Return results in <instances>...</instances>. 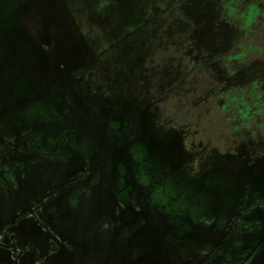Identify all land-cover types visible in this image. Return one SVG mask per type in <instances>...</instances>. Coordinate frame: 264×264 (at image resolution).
<instances>
[{
    "label": "rangeland",
    "instance_id": "rangeland-1",
    "mask_svg": "<svg viewBox=\"0 0 264 264\" xmlns=\"http://www.w3.org/2000/svg\"><path fill=\"white\" fill-rule=\"evenodd\" d=\"M260 1L262 6L233 0L229 15L222 7L228 0H0L1 163L17 160L16 135L31 130L18 139L40 136L39 147L53 148L60 158L72 154L67 163L62 158L21 160L7 169L18 205L0 183L4 199L14 207L0 223L13 220L14 212L29 219L18 229L23 247L40 249L38 255H23L20 237H11L5 225L0 264H111L112 256L102 254L110 253L108 244L115 237L125 255H119L118 264H199L197 259L206 260L204 254L225 229L227 239L219 250L233 245V251L215 264H264ZM222 14L238 20V29L228 25L223 33ZM232 39L237 45L226 47L224 42ZM53 81L55 92H49ZM150 84L155 86L146 91ZM140 98L143 105L136 108ZM207 149L218 163V184L195 176L198 164L192 173L185 171V160L204 161ZM121 166L122 184L114 176ZM73 172L81 175L74 193L50 202L57 193L53 185ZM123 182L138 189L140 202L149 199L156 205L158 192H168L175 199L172 208L188 209L174 214L180 224L167 225L155 209L137 220L116 189ZM43 189L48 193L41 196ZM48 219L69 235L74 249L89 245L80 256L74 253L78 259L43 252L39 235H52ZM55 234L72 247L62 233Z\"/></svg>",
    "mask_w": 264,
    "mask_h": 264
},
{
    "label": "flooded vegetation",
    "instance_id": "flooded-vegetation-1",
    "mask_svg": "<svg viewBox=\"0 0 264 264\" xmlns=\"http://www.w3.org/2000/svg\"><path fill=\"white\" fill-rule=\"evenodd\" d=\"M187 1V0H186ZM233 1V0H232ZM253 1V0H252ZM256 2L258 1V4L260 5V6H262L263 4V1L261 2L260 0H255ZM185 1H183V3H184ZM232 3V2H231ZM256 4L254 3V4H252V6H255ZM184 7H185V4L183 5ZM183 7V8H184ZM223 7V9H224V12L226 11L227 13H229L230 12V9H231V7H230V5H228L227 7H229V8H227L225 5H223L222 6ZM187 10V14H190L191 12L189 11V9L187 8L186 9ZM223 12V13H224ZM225 12V13H226ZM184 13H185V10H184ZM226 13V14H227ZM223 15V14H222ZM222 15H220L219 17H221ZM175 20V19H174ZM221 20V21H220ZM220 23H221V25H224V28H223V30H222V32L224 33V30H225V32H226V27H228V25H229V22L227 21V19L224 17V16H222V18H220ZM219 21H218V23H219ZM187 25V24H186ZM169 29H171V27H168ZM227 29H229V28H227ZM231 30H233L232 28H230V31ZM242 32H246V30L245 29H243L242 30ZM237 40V39H236ZM237 42L238 41H233V39L232 40H230V41H228V42H224V44H225V46L226 47H234L236 44H237ZM257 75V77L259 76V74H256ZM54 83H52L53 85H52V88L50 89V87L48 86L47 88H46V90H48L49 92L51 91V90H53L54 89V84H55V81H53ZM156 83H158V82H156ZM155 86V84H150L149 86H148V88H147V90L146 91H149L150 90V88L151 87H154ZM56 89V88H55ZM55 89H54V92H55ZM45 90V91H46ZM54 92H52V93H50V94H52L53 96H54ZM56 93H57V95L60 97V95H59V93H58V91H56ZM54 98H55V96H54ZM61 98V97H60ZM63 100V99H62ZM138 100H140V101H138ZM137 100V102H136V108H138V106L139 105H143L142 104V99L140 98V99H138ZM62 103V102H61ZM32 106V105H31ZM31 106H29V107H31ZM59 108V107H58ZM31 109H33V108H31ZM60 109V108H59ZM75 128V127H74ZM15 130H17V129H15ZM32 131V130H31ZM31 131H29V132H27V133H25V134H22V133H17V135H16V139H15V144H16V147H14V148H16V151H15V153L19 156V157H17L14 153H12L11 154V157H17L16 159L17 160H13V158L11 159V162H9L10 160H7V161H3V163H1V157H2V155L0 154V169L2 168V165L3 164H5V165H3V167H4V170H0V183L1 184H3L5 187H7L8 189H9V191H8V193L10 194V198H11V202L13 203V205H18V204H14V202L12 201V196H11V193H12V191H11V189H12V183H11V181L9 180V178H8V173L9 172H7L8 170V168H9V166L11 167L12 165H13V163H17V162H19V161H21V160H29V161H31V160H40V161H44V160H54V159H56V158H59V160L60 161H62V162H66L67 163V161H70V158L72 157V154L69 152V154H64V153H62V155L60 154V156H61V158L59 157V153H56V152H54L53 151V148H42V147H39V143H40V136H34V137H32V138H28V137H26L24 140H20V139H18V134L19 135H28ZM62 133V132H61ZM21 137V136H20ZM139 139V138H138ZM135 143L138 141L137 139H134L133 140ZM133 141L131 142V144H129L128 146H127V149H129V147H130V145H132L133 144ZM208 146H206V148H207ZM37 151H38V153H37ZM211 152V151H210ZM206 153H208V154H206ZM74 154H76V153H74ZM186 154H187V152H186ZM204 154H205V158H204V161H196L195 160V157H190L189 156V158H187L185 161L187 162V164H186V162H185V164H184V166L187 168H185V171H187L188 170V172H190V173H192L193 171L191 170L192 169V167H194V166H196L197 164H198V172H195V176H197V177H200V178H203V182H207V178H213L214 179V181H215V183L217 182V184H218V178H221V174L220 173H216V170L217 169H214V167H217L218 166V163H216V162H214L213 160H212V158H211V153H209L208 152V149L207 150H205V152H204ZM230 154V153H229ZM125 156L127 155V153L125 152V154H124ZM124 155H119V156H122V157H124ZM247 155V154H246ZM78 157H76V159H77ZM113 159H118V155L116 156V157H114ZM113 159H111V160H113ZM78 160V159H77ZM107 160H109V161H111L110 159H107ZM219 160H221V161H223V159L222 158H220ZM75 161V160H74ZM247 159H245L244 161H243V163H241L240 165L241 166H243V165H245L246 163H247ZM222 165V163L220 164V166ZM234 165H236V166H238V162H235L234 163ZM80 166V165H79ZM79 166L77 167V168H79ZM122 167L123 166H121V168H115L114 169V176L117 178V180H120L121 179V173L123 174V172H122ZM125 167H128L127 165H125ZM201 167H203L204 168V170H205V173L203 172V171H201ZM189 168V169H188ZM9 169H11V168H9ZM10 171V170H9ZM74 172H75V170H74ZM73 172V174H71V175H69L68 177L69 178H67V179H65V180H63L62 182H61V184L59 183V184H56V185H53L54 186V188H56L57 189V193L55 194V196H51L50 198H49V201L51 202V201H54V200H56V199H59V198H62V197H64L65 195H69V194H71L72 192L74 193V186H75V184H77L79 181H77V180H75L76 178H78V176H81V175H79V174H77V173H74ZM186 174H187V172H185ZM189 173V174H190ZM75 174H77V175H75ZM75 175V176H74ZM240 179V178H239ZM131 180V179H130ZM122 181H123V179H122ZM122 181L120 180V182H121V184H122ZM245 181L246 180H243L241 183L242 184H245ZM85 182V181H84ZM131 186H127V184H124V182H123V185L121 186H119V188H117L116 187V189H117V191H119V193L122 195V201H124V205L126 206V208H127V210H133V211H135L136 212V215H137V220H139L141 217H143V215H144V213H145V211H148V210H150V209H155L156 211H158L159 210V213H160V215H161V217H162V219H163V221L167 224V222H168V224L167 225H169V223H170V225L171 226H174V225H176L177 223L178 224H180V222H179V220H175L174 219V214L176 213V214H179V212H180V208H172L171 206H174L173 204H175V202H174V200L175 199H173V197L171 196V198H169V193L168 192H164V194L166 195H164L163 194V191L161 192V194L158 192V195H156V199L157 200H159V201H157V202H155L154 200V202H155V204L156 205H154V203L152 202V201H149V199H147L145 202H140L139 201V199H137V197H138V195H137V191H138V189L137 188H135L134 186H132V184H130ZM46 186V185H45ZM45 186H44V188H45ZM217 186V185H216ZM40 187V186H39ZM242 187V189L244 188H246V189H249L248 187H245L244 185L243 186H241ZM86 189L88 190V188L86 187ZM79 191H77V193H78ZM48 193V191H46L45 189H43V192H41V196L42 195H46ZM139 193V192H138ZM91 193H89V194H87V195H90ZM75 195V197H76V194H74ZM159 196L162 198V200L160 201V199H159ZM163 197H164V199H163ZM26 200V198H22V201H25ZM28 202V201H27ZM13 205H11V208L9 207V205L7 204V202H6V200L4 199V197H3V195H2V187L0 186V219L2 220V221H4V220H6L7 219V217H10L11 216V209L14 211V207H13ZM20 205V204H19ZM176 205V204H175ZM178 205V204H177ZM24 208H27L28 207V204H25L24 206H23ZM181 209H185V208H181ZM2 210V211H1ZM185 210H188V209H185ZM195 210L197 211V208L195 207ZM198 212V211H197ZM188 215L191 217V215H192V210L190 211V212H188ZM91 217H92V219L94 220V219H96L95 217H97L96 216V211L93 213V215H91ZM171 218H172V223H171ZM51 219V218H50ZM216 219H217V214H216ZM216 219H215V221H216ZM27 221H29V219H25V220H23L22 219V217L21 216H16V214H15V212H14V217H13V220H11V221H7V222H4L3 224H1L0 223V229L2 230L3 229V227L6 225L7 227H10L11 228V230L10 231H12L11 233H10V235H11V237H13V235H15V233H17V235L20 237V243H21V246H22V249L24 250V254L23 255H25V256H34V255H38V254H35V251H37L36 249H40V246H38L37 248H35V247H31V249H24V247H23V245H24V243H23V240H25L24 238H22L21 237V235H20V231H18V229L20 228V226L24 223V222H27ZM95 221V220H94ZM186 221H187V218H185V220H184V222L186 223ZM48 222H49V224L48 225H50L51 227H53V229H51V233H52V235L50 236V235H46V234H40L39 235V238H40V240L42 241V244H41V247H42V249H43V252L44 251H52V255H55V256H58V255H60V254H65V255H67V256H69L70 258L72 257H74V253L75 252H77L78 251V254H79V256L81 255V249H82V247H87V246H89V245H78L77 246V248L76 249H74V241L73 240H71L70 239V237H69V235L64 231V232H61V230H59L58 228H56V227H54V225H53V223L48 219ZM99 222L101 223V226H102V222H101V219L99 218ZM202 222H204V221H202ZM31 223V222H30ZM215 223V222H214ZM231 223V222H230ZM32 224V223H31ZM106 227H108V225L106 226ZM213 229V225L212 226H210V230H212ZM168 230V229H167ZM228 230V229H227ZM227 230L225 229V230H221V234L219 235L220 236V238L219 239H216V240H213V247L212 248H210L205 254H204V256H205V261H203V258H201V259H197L196 257V259L198 260V262H199V264H215V262H217L216 261V259L217 258H219V257H222V256H224L225 254H226V252H230L231 250L233 251V245H232V249H229L227 246H225V247H223V248H221L220 250H219V248L222 246V244H223V240H225V239H227ZM55 233H57V234H59V233H62L63 234V236H64V239L66 240V242H68L70 245H72V247H69L68 246V244L66 245L65 244V246L59 241V237L55 234ZM33 234H34V236H35V233L33 232ZM11 237H6L7 239L8 238H11ZM107 237H112V235L110 234V233H107ZM35 238L36 239H38L39 240V238L38 237H36L35 236ZM191 239V238H190ZM116 240V241H115ZM115 240H113V238H110V244H108V251H110V253H107V252H104L103 254H102V257L103 258H105V257H109V255H111L112 257H109V262L111 263V264H118L119 263V255H121V254H123V256H124V258H125V255H124V251L122 250V246H121V244H120V242L118 241L119 239L118 238H116L115 237ZM185 240V239H184ZM238 240L240 241L241 239L240 238H238ZM119 243V244H118ZM54 244H57V247L54 245ZM238 244V243H237ZM30 245H32V244H30ZM33 246V245H32ZM117 246L119 247V249H117L118 250V253H115L114 254V249L115 248H117ZM113 247H115L114 249H113ZM257 247V245H255L254 246V248H256ZM34 248V249H33ZM185 248H186V246H185ZM136 250V249H135ZM0 251H5V250H3V249H0ZM245 251H247V252H249L250 251V249L249 250H245ZM95 252H96V250H95ZM193 252H195V254L196 255H200V253L199 252H197V251H192V252H189V253H193ZM97 253V252H96ZM249 253H251V252H249ZM29 254H31V255H29ZM184 254H188V252H186V251H184ZM237 254V253H236ZM39 255H41V253L39 254ZM214 255V256H213ZM59 257V256H58ZM97 257L99 258V259H101V257L99 256V252L97 253ZM212 257H214V259H213V261H211V259H212ZM74 258H79V257H74ZM111 258V259H110ZM187 258H190V257H187ZM194 258V257H193ZM134 260H132V262H133ZM189 262H191V258L188 260ZM99 262H101V263H104L105 261L104 260H99ZM131 262V261H130ZM187 264H190V263H187ZM235 264H237V262L235 263Z\"/></svg>",
    "mask_w": 264,
    "mask_h": 264
},
{
    "label": "trees",
    "instance_id": "trees-1",
    "mask_svg": "<svg viewBox=\"0 0 264 264\" xmlns=\"http://www.w3.org/2000/svg\"><path fill=\"white\" fill-rule=\"evenodd\" d=\"M223 1H226V0H222V2ZM231 2H232V0H228V3L226 2V4H224L226 7L228 6V5H231ZM231 7V6H230ZM227 8H229V7H227ZM229 14V13H228ZM230 15V14H229ZM225 18H226V15H223ZM219 18H222V16L221 17H219ZM227 19V18H226ZM228 21V20H227ZM229 22V26H234L235 27V29H238L236 26L238 25V20H236V21H234V22H231V21H228ZM231 28V27H230ZM244 29V28H243ZM243 29H240L241 31L243 30ZM247 28L245 27V30H246ZM247 31L248 30H246V32H242L243 33V35H242V37L243 36H245L246 37V33H247ZM244 37V38H245ZM238 40V39H237ZM234 41V40H233ZM237 45V44H236Z\"/></svg>",
    "mask_w": 264,
    "mask_h": 264
}]
</instances>
